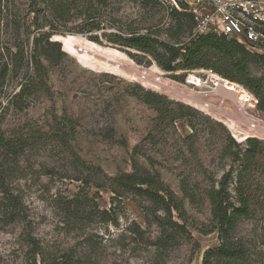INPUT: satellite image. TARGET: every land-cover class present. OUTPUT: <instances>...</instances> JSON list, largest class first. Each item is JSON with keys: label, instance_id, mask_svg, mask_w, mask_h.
<instances>
[{"label": "rangeland", "instance_id": "374dc122", "mask_svg": "<svg viewBox=\"0 0 264 264\" xmlns=\"http://www.w3.org/2000/svg\"><path fill=\"white\" fill-rule=\"evenodd\" d=\"M112 1L119 16H127L132 27L140 26L143 33L157 32L154 36L163 42H170L174 28L172 8L191 16L198 6L205 15L214 13L206 4L194 5L193 0H158L157 8L144 6L142 1ZM23 10L25 15L28 9ZM30 20L31 15L26 22ZM194 28L192 36H196ZM31 32L38 37L37 31ZM59 36L72 37L75 51L85 55V60L79 61L66 53L53 37L49 39L54 43L52 46L41 41L40 46L45 47L52 60L50 64L43 61L47 68V78L40 86L43 93L7 108L1 118L0 127L6 134L29 136L39 150L20 161L21 170L26 173L13 180L14 192L26 208V221L4 224L0 216V264H30L29 249L23 241L27 234L39 242L44 252L69 253L79 264L86 260L90 264H201L206 251L219 247L217 234L209 233L212 224L206 192L212 186L216 188L227 173L231 175L228 189L232 198L236 195L237 179L242 178L249 207V213L238 219L235 230L236 238L247 249L246 264H264V112L257 107L258 99L253 96L256 105L248 113L249 120L261 129L248 131L247 138L239 141L228 129L223 112L201 110L186 96L191 87L186 80L197 83L193 72L202 76V71L216 73L215 69L183 70L184 61L178 58L173 64L180 68L166 72L151 57H143L136 50H128V55L118 48L92 43L83 35ZM188 38L185 34L180 39L186 43ZM242 46L247 53L264 57V43L251 44L252 50ZM31 47L30 39L25 52L27 59ZM106 65L118 66L121 72H111ZM245 68L251 78L264 86L263 60L248 58ZM29 71V66L23 67L22 76ZM132 71L144 73L152 80L158 78L166 87L146 86L120 74ZM20 82L17 79L5 83L2 107L18 90ZM212 101H223L228 117L241 120L231 96L219 93ZM175 106L189 108L191 115L170 123L167 116L177 109ZM59 131L66 135L60 138ZM228 138L236 144L230 153L226 150ZM247 139L258 142L259 153L243 168L230 154H242ZM134 164L157 174L183 204L184 221H179L174 212L172 216L173 221L185 226L186 234L169 250L154 246L159 230L153 217L142 209L151 210L148 204L132 196L112 200L108 190L96 188L98 183L107 184L97 169L112 178L119 173H131ZM85 178L89 183L77 181ZM58 197L67 200L86 197L90 208L94 201L98 210H113L117 225L99 220L75 227L68 225Z\"/></svg>", "mask_w": 264, "mask_h": 264}, {"label": "trees", "instance_id": "16d2710c", "mask_svg": "<svg viewBox=\"0 0 264 264\" xmlns=\"http://www.w3.org/2000/svg\"><path fill=\"white\" fill-rule=\"evenodd\" d=\"M134 1H142V5H152L153 8L159 6L158 0ZM113 5L112 0H0V122L7 108L43 93L40 86L47 78V68L43 65V61L50 64L52 60L45 47L40 46L41 41L45 46H52L54 43L49 39L64 34L83 35L92 43L118 48L128 55V50H136L143 54V57H151L157 66L166 72L180 68L177 64H173L178 58L184 61L181 66L183 70L210 67L215 69L219 76L246 87L258 99V109L264 112V86L258 80L251 78L245 68L246 59L264 61L263 56L247 53L242 45L224 36H192L195 26L192 16L173 8L170 10L174 20V28L169 35L170 42L160 41L154 36L157 32L153 34L151 30H146L143 33L140 26L132 27L128 17L123 14L119 16ZM23 7L28 9L25 15H23ZM29 15L31 20L26 22ZM31 29L39 33L38 37L34 36ZM43 30L45 32H41ZM185 34L189 38L186 43H182L180 38ZM30 39L32 50L27 59L25 52ZM28 66L29 73L22 76L23 67ZM17 79L21 80L18 90L9 96L6 106L2 107L1 97L4 94L5 83ZM155 98L163 101L161 97L155 96ZM175 108L177 109L167 116L170 123L191 115L187 107L175 106ZM189 123L193 129L191 122ZM64 135H66L64 131H59L60 138ZM228 140L226 150L230 153L232 146L236 144L232 139L228 138ZM30 141L29 136L17 133L6 134L0 127V216L4 224H22L26 221V208L19 194L14 192L13 180L15 176L26 173V170H21L20 161L30 158V154L39 150ZM246 145L247 148L242 154H230L233 161L241 163L243 168L249 166L259 153L258 142L247 139ZM77 160L81 163L79 158ZM48 171L52 170L49 168ZM96 171L103 175L107 183L106 186L98 183L96 188L108 190L112 200L132 196L150 206L151 210L142 209L153 217L159 230V239L154 245L156 248L166 251L173 247L176 241L183 239V235L186 234L185 226L173 221L172 216L174 212L179 221H184L183 204L162 183L157 174H150L135 164L131 173H119L112 178L104 176L98 169ZM241 179L239 176L234 188L235 198H232L228 189L231 181L230 173L221 178L216 188L212 186L206 192L212 224L209 233L217 234L219 247L206 251L201 264L248 262L247 249L235 234L238 219L249 213ZM77 181L89 183L87 178ZM85 200L79 197L71 200L58 197L57 203L68 225L75 227L82 222L94 223L96 220L117 225L113 210L111 212L98 210L94 201H91L90 208L86 197ZM158 212H161L162 216L158 215ZM136 230L140 232L137 228ZM23 239L29 249L27 259H30V264H36L37 261L39 264L80 263L69 253L56 255L44 252L39 242L29 234ZM83 263L90 264V260Z\"/></svg>", "mask_w": 264, "mask_h": 264}, {"label": "built area", "instance_id": "2783aa9c", "mask_svg": "<svg viewBox=\"0 0 264 264\" xmlns=\"http://www.w3.org/2000/svg\"><path fill=\"white\" fill-rule=\"evenodd\" d=\"M192 3L206 4L214 11L208 16L197 9L199 6L193 9L191 13L195 23V35L232 38L248 49H251V44L264 43V0H193ZM176 8L179 10L178 6ZM201 73L202 76H198L196 72L192 74L197 83L186 80V84L191 86L186 92L189 100L195 102V106L201 110L225 114V103L212 100L219 93L231 96L234 110L241 117V120L236 117L234 119L240 124L245 123L249 132L258 130V125L249 120L248 111L254 109L256 105L253 95L242 85L229 81L211 70Z\"/></svg>", "mask_w": 264, "mask_h": 264}, {"label": "bare ground", "instance_id": "6f19581e", "mask_svg": "<svg viewBox=\"0 0 264 264\" xmlns=\"http://www.w3.org/2000/svg\"><path fill=\"white\" fill-rule=\"evenodd\" d=\"M53 41L55 42H58L62 45L63 47V50L68 53L69 55L71 56H76V58L79 60V61H82L83 59L85 60V55H79L75 49H74V46H75V41L73 40L72 37H63V36H53L52 38ZM90 44V43H89ZM84 45V44H83ZM79 47V46H78ZM124 62V61H123ZM106 68L108 70H110L111 72H121L120 70H118V66L116 67H113V66H110V65H106ZM110 73V72H109ZM153 73V72H152ZM160 73V72H159ZM120 74H123L124 76L126 77H130L136 81H139L140 83H143L144 85L146 86H151V87H154V88H158V87H166L164 86V84L161 82L160 79L158 78H155V79H150V77L148 78L146 76V74L144 73H136L134 71H132V74H128V73H120ZM144 74V75H143ZM154 75V74H152ZM151 75V76H152ZM158 75V74H157ZM162 74H159L158 76H161ZM164 77V76H163ZM192 79V77H191ZM225 118L228 119L227 121V127L228 129L230 130V132L232 133V136L234 138H236L237 140L239 141H243L247 136H248V131H247V125L244 123V124H240L238 122V120L235 122L232 118H229L228 116H230L229 114L225 113ZM232 117V116H231ZM261 129V128H258V130ZM261 131V130H260Z\"/></svg>", "mask_w": 264, "mask_h": 264}]
</instances>
